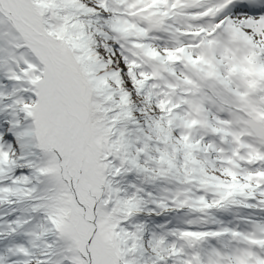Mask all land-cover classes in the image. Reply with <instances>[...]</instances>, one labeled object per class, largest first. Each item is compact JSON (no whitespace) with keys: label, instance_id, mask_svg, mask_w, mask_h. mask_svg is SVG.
<instances>
[{"label":"snow or ice","instance_id":"6c2138e0","mask_svg":"<svg viewBox=\"0 0 264 264\" xmlns=\"http://www.w3.org/2000/svg\"><path fill=\"white\" fill-rule=\"evenodd\" d=\"M0 264H264V0H0Z\"/></svg>","mask_w":264,"mask_h":264}]
</instances>
